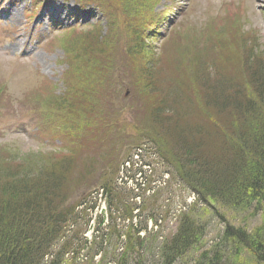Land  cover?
I'll use <instances>...</instances> for the list:
<instances>
[{
  "label": "rangeland",
  "instance_id": "obj_1",
  "mask_svg": "<svg viewBox=\"0 0 264 264\" xmlns=\"http://www.w3.org/2000/svg\"><path fill=\"white\" fill-rule=\"evenodd\" d=\"M7 1L10 4L5 2L4 5L9 4L11 12L22 7H17L18 0ZM24 1L26 6L22 14L9 21L7 28L11 30L13 38L18 39L17 42H22L30 34L35 54L32 58L17 61L15 57L0 51V165L9 170L16 165L22 166L33 175L32 172H38L45 164L53 166L66 158H75L72 162L75 168L69 176V191L73 198L69 201L73 204L85 196L89 201L88 207L93 205V210L84 213L87 215L85 219H80L76 224L91 239L96 236L97 242L100 239H103V243L108 242L106 237L100 236L107 233L108 224L100 226L96 220L92 225L95 215L104 218L103 199L95 196L101 189L102 179L113 176L112 186L121 187L125 183L129 189H133V195L130 196L128 190H122V201L127 202L125 194H129V202L133 206L141 204L142 199L139 202L131 200L134 195L142 198L140 183L146 182V189L155 187L164 171V166L157 160L148 158L152 157L149 153L157 151L159 156L167 158L159 139L151 137L154 131L150 128L148 116L152 103L156 105L166 93H172L178 99H185V102L190 99L191 107L197 105L206 114L197 88L199 79L210 81L216 74H232L237 82L245 84L235 58L240 57L238 51L243 42L264 52V0ZM50 11L55 18L51 19L50 15L44 17V13L50 14ZM42 17L47 25L40 30L37 19ZM160 18L166 24L155 28ZM131 19L153 23L144 31V38L153 55V76L158 82V93L153 100L145 92H140L143 90L141 85L131 86L137 79L132 73L131 60L126 55L129 45L125 23ZM154 30H159L155 40ZM90 34L93 35L89 37ZM93 37L108 44L100 50L98 65L89 66L87 58L80 55V48L85 41L86 44L94 41ZM176 46L175 52L172 51V47ZM89 47L85 46V49ZM195 49L203 58L199 67L190 63ZM172 59L173 67L167 68ZM86 88L90 94L87 101L98 102L97 114L82 109L83 113H71L72 103L69 102L72 95L77 96L76 103L86 105V98L80 101ZM55 101L62 102V107L58 109ZM184 103L180 107L182 110L189 107ZM104 134H107L109 141L113 140L115 148L105 147L107 139L101 140ZM140 149L145 153L141 155L137 152ZM134 151L137 154L132 159L137 155L142 163H148L153 171L152 176L148 168L144 174L134 167L127 172L125 166L120 169L126 154H133ZM115 158L118 168L115 174H111L109 166L114 165ZM151 160L154 164L150 163ZM80 175L82 182L77 188L75 184ZM166 178L163 175L162 179ZM171 184L167 193L146 200V204L155 209L158 207L156 228L153 222L151 225L149 221L146 222L147 231L158 232V237L152 241L151 235L144 236L142 248L128 264H159L154 247L176 233L181 220L180 212L184 211L183 203L186 205L190 201L191 190L179 181L175 173ZM92 196L94 198L91 199ZM188 208L185 207L187 213ZM75 212L80 210L77 208ZM193 213L194 219L204 227V235L175 264H193L201 252L221 244L220 238L227 225L252 229L260 224V216L245 222L244 214L225 212L219 208L211 210L198 206ZM111 214L117 229L124 230L128 222L121 220L118 212ZM144 217L145 214L135 217L133 223L137 227H144ZM109 220L107 213V223ZM96 229H99V235ZM96 249L87 252V257L92 258L97 252L100 253L98 247ZM102 251L110 252L107 246ZM85 256L86 252L80 253L76 263H81L79 261ZM110 256L107 255L108 258ZM232 263L257 264L244 251Z\"/></svg>",
  "mask_w": 264,
  "mask_h": 264
},
{
  "label": "trees",
  "instance_id": "obj_2",
  "mask_svg": "<svg viewBox=\"0 0 264 264\" xmlns=\"http://www.w3.org/2000/svg\"><path fill=\"white\" fill-rule=\"evenodd\" d=\"M125 24L129 45L126 55L131 60L133 75L137 76L131 86L141 85L143 90L140 92L153 100L158 93V82L152 72L153 55L144 38V31L153 23L131 19ZM93 40L87 44L85 41L80 48V55L87 58L89 66L98 65L100 50L108 44L103 40L96 41V37ZM247 44H241L240 57L235 58L245 84L237 82L232 74H216L210 81L199 79L197 88L206 114L197 105L191 107L190 99L185 102L172 93H166L156 105L152 103L149 110L150 128L154 131L151 137L159 139L167 158L159 156L157 151L152 154L170 174L164 188L152 198L167 193L174 173L197 196L187 215L181 213L178 229L171 239L161 240L154 247L159 264H175L203 237L204 227L193 216L198 206L242 213L245 222L260 216V224L252 229L225 226L221 244L201 252L193 264H233L232 260L239 257L241 251L249 254L257 264H264V52ZM88 45L90 47L85 49ZM175 48L177 46L172 47V51L175 52ZM198 52L195 49L190 58V63L197 67L203 61ZM170 63L167 68L173 67V59ZM89 95L86 88L80 97V101L86 98V105L76 103L77 96L72 95L71 113L79 114L85 110L97 114L98 102L89 103ZM183 103L189 106L185 110L180 108ZM54 104L59 109L63 103L55 101ZM104 139L107 134L102 136L101 140ZM112 141L107 139L105 147L115 148ZM116 158L114 165L109 166L111 174L118 168ZM74 161L75 158H66L57 165L45 164L38 172H32L33 175L22 166L16 165L9 170L0 165V264H108L109 261L128 264L142 248L144 236H139L141 231L145 236L151 235L152 241L156 240L157 232H147L146 227H137L131 222L133 211L139 210L138 217L145 214L144 221L150 220L156 225L158 207L154 204L155 209L143 200L138 209L129 202V194H125L127 202L122 201L123 191L112 186L111 176L110 179L103 178L100 187L110 215L107 233L100 236L106 237L109 244L103 243V239L97 242L94 236L88 245L83 238L84 230L76 224L87 215L75 212L85 196L73 204L69 201L73 198L69 191V176L75 168ZM81 182L82 175L74 186L78 188ZM114 212H118L121 220L128 221L124 230L117 229L111 214ZM98 220V225H103L102 218ZM95 232L99 235L100 231L96 229ZM106 246L111 253L102 251ZM97 247L100 253L95 252L88 258L87 252L97 250ZM82 252H86L85 260L76 263ZM108 254H111L110 258ZM97 255L99 260L95 263L93 258Z\"/></svg>",
  "mask_w": 264,
  "mask_h": 264
},
{
  "label": "bare ground",
  "instance_id": "obj_3",
  "mask_svg": "<svg viewBox=\"0 0 264 264\" xmlns=\"http://www.w3.org/2000/svg\"><path fill=\"white\" fill-rule=\"evenodd\" d=\"M17 1V0H16ZM18 2H19V6L17 5V7H21V9L19 10V9H17L16 7V9H14L13 11H12V13L11 14H13L12 15V17L15 19L16 17L18 18V16L19 15H21L22 13H21V11H22V9H24L25 8V1L24 0H18ZM24 5V6H23ZM48 15H50V16H52V17H56L55 16V14H53L51 11H50V14H48ZM47 15V16H48ZM16 18V19H17ZM39 27L41 26V27H43V25H44V23H43V21H40V22H38V24H37Z\"/></svg>",
  "mask_w": 264,
  "mask_h": 264
}]
</instances>
